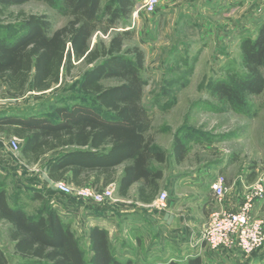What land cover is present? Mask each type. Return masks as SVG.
Wrapping results in <instances>:
<instances>
[{
	"label": "trees",
	"instance_id": "16d2710c",
	"mask_svg": "<svg viewBox=\"0 0 264 264\" xmlns=\"http://www.w3.org/2000/svg\"><path fill=\"white\" fill-rule=\"evenodd\" d=\"M26 1L0 0V13ZM41 1L68 20L52 30L47 16L19 12L13 24L0 27L4 31L0 32V93L20 98L28 86L34 92L47 91L83 65L75 80L81 97L69 104H55L46 113L27 114L14 106L0 108V132L20 140L19 152L26 163L59 150L46 162L52 179L59 180L69 171V181L75 185L91 179L85 185L104 187L113 181L121 195L132 183L143 180L141 193L151 200L163 176L154 163L163 164L166 153L147 134L151 119L141 100L144 53L136 45L123 47L128 30L91 45L96 31L106 34L118 21L130 19L135 0ZM239 48L244 73L212 83L211 94L223 105L244 113L248 97L264 88V18L255 36L243 38ZM111 78L117 83L102 82ZM186 152L183 136L175 134L172 155L180 162ZM120 165L122 172L116 177ZM34 196L42 205L28 215L15 198L14 205L9 204L7 188L0 179V221L8 225L9 240L21 264H121L112 253L106 229H88L91 255L87 259L70 223L45 202L49 199L44 200L42 193ZM200 261V257H193L185 264ZM7 263L0 247V264Z\"/></svg>",
	"mask_w": 264,
	"mask_h": 264
},
{
	"label": "rangeland",
	"instance_id": "374dc122",
	"mask_svg": "<svg viewBox=\"0 0 264 264\" xmlns=\"http://www.w3.org/2000/svg\"><path fill=\"white\" fill-rule=\"evenodd\" d=\"M135 2L134 8L141 6L143 0ZM19 12L47 16L52 30L68 20V17L59 14L45 2L28 0L3 10L0 13V27L13 24ZM131 17L126 21H118L106 34L96 31L92 35L91 45L98 39L107 42L113 33L128 30L123 47L136 45L142 49L144 65L141 75L145 85L141 100L151 119L147 134L166 152V161L162 166L165 176L179 175L184 179L188 175H207L212 183L216 176L223 175L228 183L237 181L243 187H248L259 177L264 181V88L259 94L248 97V109L244 113L223 105L211 94L212 83L226 80L233 73H244L239 44L243 38L255 35L246 33L225 44L222 43L224 38L222 40L219 37L214 42L208 38L203 43L198 38L197 27L188 20L178 31L182 37L161 34L158 38L161 42L155 40L143 44L140 33L143 18L132 20ZM215 18L222 21L225 16L218 15ZM157 26L161 31L160 19ZM0 32L2 34L4 31L0 29ZM215 42L221 45H215ZM84 68L78 65L71 77H62L59 84L44 92H34L28 86L20 98H9L0 93V108L14 106L29 114L46 113L55 104H69L81 97L75 80ZM261 71L264 75V67ZM102 82L113 85L117 80L111 78ZM175 134L183 136L187 144V152L180 162L172 155ZM10 139L11 136H5L4 143ZM14 171V168H1L0 179L11 193L22 195V200L29 204L28 212L33 213L29 211L32 204L29 188L36 183L26 182L25 175H14ZM51 199L45 202L52 207L55 202L60 206L65 200L56 194ZM260 206V216L264 217V198ZM0 247L8 259L7 264H21V258L14 252L13 242L9 240L8 225L4 221H0ZM259 250L262 255L256 256L249 264H264V247ZM188 259L182 258L180 264H185Z\"/></svg>",
	"mask_w": 264,
	"mask_h": 264
},
{
	"label": "crops",
	"instance_id": "0c3cea01",
	"mask_svg": "<svg viewBox=\"0 0 264 264\" xmlns=\"http://www.w3.org/2000/svg\"><path fill=\"white\" fill-rule=\"evenodd\" d=\"M217 14L224 15V20L215 18ZM140 17L143 18L140 24L143 44L155 40L161 42L158 39L161 34L166 36L170 33L176 38L180 35L182 37L179 33L180 26L188 20L197 27L198 38L203 43L208 38L214 42L219 37L222 40L224 38L221 41L225 44L246 33L255 35L257 25L264 18V0H159L153 14L144 11L142 2L141 6L134 8L131 18L136 20ZM159 19L161 31L157 26ZM217 44L221 45L220 42H215ZM13 137L15 136H11V139ZM4 141L5 135L0 132V169L14 168V175H25L26 182L36 183L29 188L32 200L29 211L33 213L28 212L29 204L22 200L20 193L14 195L7 189L8 202L14 205L13 201L16 199L15 202L28 215H32L42 202L34 195L42 193L44 200L52 201V195L56 193L53 188L56 180L48 177L46 162L59 150L48 152L35 163H26L19 149L13 151L9 145L10 140ZM18 141L20 144L19 139ZM154 166L162 170L163 176L159 180L160 189L151 200L146 193L142 195L143 180H139L130 185L125 195L119 193L116 182L108 183L107 185L114 187L113 199L103 204L65 200L58 206L55 202L54 207L62 219L70 223L79 237L87 259L91 255L87 232L92 226L107 230L112 253L121 264H180L182 258L193 257H200L202 264H249L256 256L262 255L260 250L250 255L234 249L211 250L200 239L210 213L240 207L245 186L237 181L230 184L225 180L227 191L220 199L211 189L207 175H188L181 179L179 175L165 176L163 164L154 163ZM122 167L123 165L116 167V177L121 174ZM69 177L68 171L59 180H64L73 187L91 183V179H87L83 185H75L69 181ZM162 190L168 193V206L164 209L155 205L157 195ZM12 194L15 199L11 197ZM45 194L50 197H44ZM261 201L254 203L252 213L255 216L261 215Z\"/></svg>",
	"mask_w": 264,
	"mask_h": 264
},
{
	"label": "built area",
	"instance_id": "2783aa9c",
	"mask_svg": "<svg viewBox=\"0 0 264 264\" xmlns=\"http://www.w3.org/2000/svg\"><path fill=\"white\" fill-rule=\"evenodd\" d=\"M159 0H144L143 9L153 14ZM10 148L18 151V138L9 141ZM217 198H222L227 191L225 178L218 175L211 183ZM53 188L65 196L68 202H89L103 204L113 199L114 187H94L83 185L73 187L64 180L53 182ZM264 198V181L262 177L252 182L244 193L243 202L238 209H225L212 212L205 222L200 239L211 250L234 249L245 255H250L264 247V217L252 213L254 203ZM157 207L164 209L168 206V193L162 190L155 200Z\"/></svg>",
	"mask_w": 264,
	"mask_h": 264
}]
</instances>
